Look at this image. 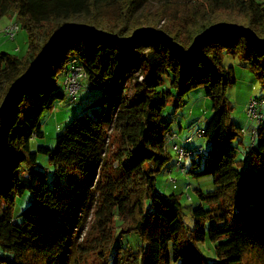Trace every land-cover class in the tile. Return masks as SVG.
<instances>
[{"label": "trees", "instance_id": "obj_1", "mask_svg": "<svg viewBox=\"0 0 264 264\" xmlns=\"http://www.w3.org/2000/svg\"><path fill=\"white\" fill-rule=\"evenodd\" d=\"M148 2L0 0V21L16 16L29 46L23 59L0 54V106L11 85L67 23L121 37L142 27L159 28L185 48L220 22L250 27L264 38V1L175 0L142 12ZM223 53L248 64L264 88V53L240 35L215 36L187 64L152 40L125 51L83 34L61 37L35 75L13 94L0 120V264L56 262L70 245L78 209L89 193L97 199L99 218L108 216L118 230L104 238L102 264H242L264 232V120L246 161H237L233 142L244 135L231 120L226 93L236 78L232 67L223 66ZM72 60L87 76L89 85L81 92L97 88L102 97L58 133L53 150L40 146L33 152L32 141L45 135L42 116L68 99L59 78ZM166 79L177 99L160 90ZM197 88L212 104L213 114L202 129L210 145L207 158L202 164L201 149L186 147L194 153L190 166L176 167L197 180L212 178L215 191L196 190L205 205L191 211L189 227L181 195L161 194L156 175L171 161L167 143H176L172 137L177 136L164 110L171 99L179 101ZM39 154L49 156L50 182L38 168ZM26 193L32 199L17 221L16 199ZM130 236L137 238V249L129 243L125 248ZM207 240L215 245L216 260L210 263L198 248Z\"/></svg>", "mask_w": 264, "mask_h": 264}, {"label": "rangeland", "instance_id": "obj_2", "mask_svg": "<svg viewBox=\"0 0 264 264\" xmlns=\"http://www.w3.org/2000/svg\"><path fill=\"white\" fill-rule=\"evenodd\" d=\"M165 1L175 0H150L146 4L142 12H153ZM263 2L264 0H257ZM11 22L19 25L20 30L16 33L14 39H10L2 33V30L7 28ZM83 22V21H82ZM163 22L161 23V25ZM29 51L28 33L22 28L21 23H18L16 16H8L0 21V54L5 53L23 59ZM222 64L225 68L232 67L236 78V83L232 85L227 93L226 98L231 106V120L233 123L246 130L244 137L236 139L233 144L237 149V161H246L248 153L251 149V131L258 128L257 123L248 117L247 106L252 100H264V88L261 82L255 75L250 66L244 63L239 57L229 53H223ZM59 85H63V78H59ZM88 82L84 81L83 86H88ZM161 91H170L178 98L175 91L170 89L169 79H166L164 85L160 88ZM102 97V90L91 88L81 92L80 98L75 103H70L65 100L57 103L54 112L58 111L63 123L56 127L55 114L52 117L50 112H45L42 116L41 123L44 132V138L34 139L32 141V151L35 152L38 147H47L54 149L56 146L57 131L64 126L65 130L73 121V119L83 112H90L91 107ZM171 99L168 107L164 110V114L168 121L172 122L171 128L177 131V144L189 147L192 150H200L202 154V164L207 158L209 150V142L204 137H198V131L205 129L208 120L211 118L212 104L209 98L206 97L203 88H197L181 100ZM179 105L177 108L176 105ZM259 112L264 115V106ZM71 116V117H70ZM182 127V133H179L177 127ZM57 128V129H56ZM192 138L190 145L185 144L187 139ZM168 152L171 155V161L168 165L156 175V187L163 195L177 194L181 195V203L186 213L185 222L189 227L192 226L191 211L199 205L204 206L199 202L196 196V190L206 192L215 191L213 180L210 177L195 179L190 174L181 172V168L176 167L177 154L170 142L167 143ZM114 148V147H113ZM191 161L188 160L184 164L188 167ZM38 168L46 173L48 181L53 178V167L50 164L49 156L39 154L37 158ZM117 166V165H116ZM171 170V172H169ZM191 198V201L187 197ZM32 195L26 193L22 198H17L13 210V217L19 221V214L29 206ZM79 207L77 218V226L71 231L73 236L69 247L64 251L62 256L52 264H102L104 253L107 254L104 238L106 235H117L115 225L108 216L106 221L99 218L97 214V199L91 193L86 197V200ZM107 224V225H106ZM128 243L134 249L138 248L136 237H128L125 242V248ZM105 246V247H104ZM199 250L204 258L210 263L216 260L215 245L209 240L203 245H199ZM47 264V263H41ZM110 264H114L112 261ZM242 264H264V232L256 239L254 247L247 252Z\"/></svg>", "mask_w": 264, "mask_h": 264}, {"label": "water", "instance_id": "obj_3", "mask_svg": "<svg viewBox=\"0 0 264 264\" xmlns=\"http://www.w3.org/2000/svg\"><path fill=\"white\" fill-rule=\"evenodd\" d=\"M70 33L83 34L91 39L115 45L125 51H130L135 48L141 40L156 41L168 49L180 62L185 64L199 56L206 43L218 35H240L250 46L264 53V38L259 37L250 27L236 23L220 22L211 25L202 33L198 34L188 48L175 42L172 37L159 28L142 27L134 30L130 36L121 37L118 34L109 33L85 23H67L53 33L31 68L11 85L0 106V120L16 90L35 75L60 38Z\"/></svg>", "mask_w": 264, "mask_h": 264}, {"label": "built area", "instance_id": "obj_4", "mask_svg": "<svg viewBox=\"0 0 264 264\" xmlns=\"http://www.w3.org/2000/svg\"><path fill=\"white\" fill-rule=\"evenodd\" d=\"M20 30L19 25L15 22H11L7 28L2 30V33L10 39H14L16 33ZM86 73L83 67L76 60H72L68 66V69L65 71L63 78L62 88L67 94L68 100L70 103H75L79 98L80 92L82 90L83 82L87 79ZM264 106V100H252L251 103L247 106L248 117L254 120L258 127L264 120V115H262L259 110ZM258 129V128H257ZM257 129L251 131V145L255 143L257 137ZM242 134L245 135L246 130L242 129ZM198 137L204 136V131L200 130L196 134ZM177 136L172 137V142L175 141ZM192 138L186 140V143H191ZM173 149L177 154L176 165H181L185 163L189 158L193 156V151L189 148L181 146L177 143H173Z\"/></svg>", "mask_w": 264, "mask_h": 264}, {"label": "crops", "instance_id": "obj_5", "mask_svg": "<svg viewBox=\"0 0 264 264\" xmlns=\"http://www.w3.org/2000/svg\"><path fill=\"white\" fill-rule=\"evenodd\" d=\"M56 107V106H55ZM54 107V108H55ZM50 113L52 114V117L54 116V114H55V118H57L58 119V121L56 122V127L58 128L59 127V124H61V123H63V119L61 118V116H60V114H59V112L58 111H55L54 112V109L52 110V111H50ZM71 117V116H70ZM56 128V129H57ZM62 129H64V126L61 128V129H59L58 131H57V135H58V133L62 130ZM173 130H175L174 128H172ZM177 130H178V132L179 133H182V127L181 126H178L177 127ZM176 131V130H175ZM176 133H177V131H176ZM178 134V133H177ZM178 136V135H177ZM251 140V139H250ZM252 141V140H251ZM174 142H176L177 143V139H175V141Z\"/></svg>", "mask_w": 264, "mask_h": 264}]
</instances>
